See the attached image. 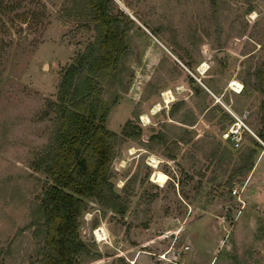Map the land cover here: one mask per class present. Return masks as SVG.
Here are the masks:
<instances>
[{"label":"rangeland","instance_id":"rangeland-1","mask_svg":"<svg viewBox=\"0 0 264 264\" xmlns=\"http://www.w3.org/2000/svg\"><path fill=\"white\" fill-rule=\"evenodd\" d=\"M108 11L125 30L124 49L101 85L99 113L117 135L108 173L124 211L84 200L75 264H138V254L264 264V216L239 201L256 135L264 137V0H111ZM94 40L79 0H0V264H42L57 87ZM234 116L248 129L237 146L223 136Z\"/></svg>","mask_w":264,"mask_h":264},{"label":"trees","instance_id":"trees-1","mask_svg":"<svg viewBox=\"0 0 264 264\" xmlns=\"http://www.w3.org/2000/svg\"><path fill=\"white\" fill-rule=\"evenodd\" d=\"M110 1L79 0L93 24L95 40L64 68L57 87L60 123L46 158L49 184L39 206L47 248L42 264H75L77 255L85 251L77 231L85 199H95L118 214L124 211L108 173L117 135L105 127V114L99 113L101 85L124 49L125 30L108 11ZM130 124L128 120L123 127L125 137L132 135L127 130ZM251 166L252 162L244 169L246 174Z\"/></svg>","mask_w":264,"mask_h":264},{"label":"crops","instance_id":"crops-1","mask_svg":"<svg viewBox=\"0 0 264 264\" xmlns=\"http://www.w3.org/2000/svg\"><path fill=\"white\" fill-rule=\"evenodd\" d=\"M214 105L215 104H209V109L215 107ZM148 108L149 107H147V109ZM151 111L152 109H149L147 113L145 112L149 118L154 115ZM256 136L259 144L256 147V154L252 166L248 171L244 182L240 186L239 198L243 203V207H251L253 210H256L259 214L264 216V137L259 134ZM217 251L216 248L215 253ZM141 255L144 254H138L136 257V262L138 264H199L190 261V259L184 258L186 257L185 254H182L181 257L173 263H168L166 261L156 262L152 259L149 260L148 258H144L141 262L139 261ZM211 261L212 259L206 264H211ZM130 264L133 263L131 262Z\"/></svg>","mask_w":264,"mask_h":264},{"label":"bare ground","instance_id":"bare-ground-1","mask_svg":"<svg viewBox=\"0 0 264 264\" xmlns=\"http://www.w3.org/2000/svg\"><path fill=\"white\" fill-rule=\"evenodd\" d=\"M230 88L233 87V91L235 92H238L240 90V85L236 82V81H233L230 83ZM163 95L165 97V101L166 103H168L170 100H171V91H166L165 93L163 92ZM160 109L159 107V104L157 105H154V107L152 108V113H155L157 112L158 110ZM148 162H149V165L156 169L157 168V164L159 163V160H157L155 157L153 156H150L148 158ZM166 179H167V176L158 171V170H154L151 174V180L158 184V185H163L165 182H166ZM96 236L97 239H102L105 235V232L103 231V229L100 227V228H97L94 232H93Z\"/></svg>","mask_w":264,"mask_h":264},{"label":"built area","instance_id":"built-area-1","mask_svg":"<svg viewBox=\"0 0 264 264\" xmlns=\"http://www.w3.org/2000/svg\"><path fill=\"white\" fill-rule=\"evenodd\" d=\"M242 117H244V115ZM139 120H142L141 115H139ZM244 128H246V126L243 123V119L241 117L234 116V121L232 122V124L230 125L228 130L225 132V134H223V136L225 138L228 137V138L232 139L234 141V145L237 146L238 143L242 139V131H243L242 129H244ZM239 201L242 202L240 199H239Z\"/></svg>","mask_w":264,"mask_h":264},{"label":"water","instance_id":"water-1","mask_svg":"<svg viewBox=\"0 0 264 264\" xmlns=\"http://www.w3.org/2000/svg\"><path fill=\"white\" fill-rule=\"evenodd\" d=\"M42 68H43V70H45L46 69V63L44 62V63H42Z\"/></svg>","mask_w":264,"mask_h":264}]
</instances>
